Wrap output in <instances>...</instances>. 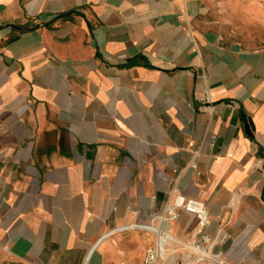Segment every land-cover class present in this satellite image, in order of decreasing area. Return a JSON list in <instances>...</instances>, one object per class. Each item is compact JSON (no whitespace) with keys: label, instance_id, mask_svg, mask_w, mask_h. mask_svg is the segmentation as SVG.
Returning a JSON list of instances; mask_svg holds the SVG:
<instances>
[{"label":"crops","instance_id":"0c3cea01","mask_svg":"<svg viewBox=\"0 0 264 264\" xmlns=\"http://www.w3.org/2000/svg\"><path fill=\"white\" fill-rule=\"evenodd\" d=\"M172 187L264 264V0H0V264H138Z\"/></svg>","mask_w":264,"mask_h":264},{"label":"built area","instance_id":"2783aa9c","mask_svg":"<svg viewBox=\"0 0 264 264\" xmlns=\"http://www.w3.org/2000/svg\"><path fill=\"white\" fill-rule=\"evenodd\" d=\"M181 210L193 213L197 217L200 225L206 224L207 209L205 204L195 198H189L184 196L175 187H172L170 199L165 205L163 213L160 215L161 222L167 223L170 220L177 219ZM161 234V232H158V237L156 243L154 244L155 246L153 245L147 249L145 257L138 264H161V261L164 259L163 252L160 249V246L158 245V241L160 239ZM202 241L206 243V247L210 248V243L207 236L202 235Z\"/></svg>","mask_w":264,"mask_h":264},{"label":"rangeland","instance_id":"374dc122","mask_svg":"<svg viewBox=\"0 0 264 264\" xmlns=\"http://www.w3.org/2000/svg\"><path fill=\"white\" fill-rule=\"evenodd\" d=\"M194 242L199 244L200 246L206 247V243H204L203 241H199V242L194 241ZM194 242H192V244H195ZM158 245L160 246V249L162 250L164 256V259L161 261V264H191V260L196 257L191 252V250L188 249V247H185L181 242H175V241L166 242V241H161V239H159ZM211 257H213V259L215 257L218 259L220 258L219 256L214 254H212ZM198 264H214V262H212V260L208 258V260L201 261Z\"/></svg>","mask_w":264,"mask_h":264},{"label":"bare ground","instance_id":"6f19581e","mask_svg":"<svg viewBox=\"0 0 264 264\" xmlns=\"http://www.w3.org/2000/svg\"><path fill=\"white\" fill-rule=\"evenodd\" d=\"M167 224L163 223L161 226L162 228H160L159 226H155V225H148L146 227L150 230H153V232L154 231H160L162 233L160 235L161 241H166V242L167 241H175L174 237H172L168 231ZM176 241H178V240H176ZM181 242L183 243V245L185 247H188V249H190L191 252L196 256L194 259L191 260V264H198L201 261L208 260V258H210L212 260V262H214V264H225V262H223V260L220 258L218 259L215 257L213 259V257H211L212 256L211 251L208 247L206 248L204 246L192 244V242L185 241V240H182Z\"/></svg>","mask_w":264,"mask_h":264},{"label":"water","instance_id":"95a60500","mask_svg":"<svg viewBox=\"0 0 264 264\" xmlns=\"http://www.w3.org/2000/svg\"><path fill=\"white\" fill-rule=\"evenodd\" d=\"M251 128H252V125H251V123L249 121L248 123L245 124V129H246L247 132H250ZM201 226H203V225H201Z\"/></svg>","mask_w":264,"mask_h":264}]
</instances>
